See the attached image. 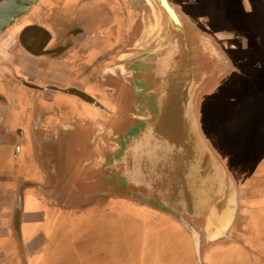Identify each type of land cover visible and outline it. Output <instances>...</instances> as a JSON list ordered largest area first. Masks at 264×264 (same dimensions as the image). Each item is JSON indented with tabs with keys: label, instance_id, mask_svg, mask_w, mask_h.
Here are the masks:
<instances>
[{
	"label": "flooded vegetation",
	"instance_id": "1",
	"mask_svg": "<svg viewBox=\"0 0 264 264\" xmlns=\"http://www.w3.org/2000/svg\"><path fill=\"white\" fill-rule=\"evenodd\" d=\"M261 2L217 0L219 31L216 34L206 30L208 23L204 25L199 16L185 9L190 3L186 0H106L105 4L102 0L42 2L16 27L12 36L23 34L30 41L33 47L24 48L28 54L41 52L37 46L47 41L61 43L68 56L76 54L72 61L74 74L67 77L70 83L58 86L53 81H44L45 86L31 87V79L26 74L17 77L21 86L58 94L59 103L63 104L58 111L65 120L58 127L62 140L56 145L45 139L38 146L40 151L62 157L63 179L53 175L57 185L36 186V189L41 191V188L68 206L98 201L112 208L115 204L116 207L126 204L143 211L159 227L166 225L158 221L157 211L167 214L178 218L194 236L196 232L201 246L203 243L210 246L219 239L223 232L209 229L208 220L223 216L225 208L231 205L232 194H227L225 199L218 188L207 185L201 192H208L212 202L203 214L204 225L197 228V220L188 218L194 213L184 214L183 200L177 201L174 196L175 192H182L189 201L199 192L188 185L183 187L189 175L195 176L190 172L195 167L185 159L181 164L178 162L181 155L190 157L191 154L186 143H183L185 147L178 143L189 134L181 129L187 122L188 100L194 99L200 122L205 97L230 72L251 80L254 85L264 78V6ZM86 6L91 8L90 12ZM102 9L107 13L104 29L98 25ZM15 52L14 49L16 60ZM42 52L47 53V48ZM14 59L7 68L11 73L21 69L14 64ZM241 72L249 74L240 76ZM55 112L40 110L34 105L31 115L35 120H43ZM174 128L178 129L177 133H172ZM121 145L124 154L117 159ZM69 153L74 156V164L67 161ZM202 169L208 171L209 166ZM201 178L207 180L203 173L196 175V179ZM166 180L174 184L172 190L156 191L155 185ZM186 203L187 209L191 208V202ZM109 209L103 210L108 220ZM101 225L102 228L92 231L80 226L70 236L87 233L96 236L103 231L108 235L107 224ZM57 249L61 253L59 262L63 257L68 258V264L83 262L69 250ZM104 252H96L91 263L104 264ZM35 255L28 253L24 246L16 245L12 250L6 245L0 249V264H29ZM201 255L202 248L196 257L199 264H203ZM42 258L39 264L51 261L50 252L42 254Z\"/></svg>",
	"mask_w": 264,
	"mask_h": 264
},
{
	"label": "crops",
	"instance_id": "2",
	"mask_svg": "<svg viewBox=\"0 0 264 264\" xmlns=\"http://www.w3.org/2000/svg\"><path fill=\"white\" fill-rule=\"evenodd\" d=\"M44 1L45 0H42L37 4L28 15L36 10ZM51 1L58 3V0ZM105 2L106 0H102L103 4H105ZM59 3L61 2L59 1ZM76 4L78 3L76 2ZM62 8L63 10H67L65 7ZM86 9L88 12L91 11L89 10L91 8L87 6ZM105 12L106 10L102 9L100 14V16H102L100 19L101 22H98V25H103L101 26L102 29L106 28L105 24L107 23V13ZM28 15L0 36V247L3 248L6 245L8 246V244L10 246L11 242H13V246H24L28 253L44 254L47 252V247L50 245L52 246V243L48 237L49 235L43 233L40 239L39 235H36L39 223H41V225L44 223L47 225L45 215H47L48 212L41 214L39 210H46L45 208H47L50 213H56L61 218L77 213L81 216H89V219L98 220L102 223L108 220V216L106 211H100L98 213L99 217L95 218L89 215V211L97 206L105 210L107 206L105 202H89L85 204V207H80L78 205L68 206L67 204L60 203L51 198L50 195L41 188V191L36 189V186H48L52 188L53 184L57 185L55 180L52 179V176L55 175L58 178L62 177V157L53 155L50 152L40 151L38 146L45 139L50 143H56V145L62 140L61 133L58 132V127L65 122V120L58 111L62 109L63 104L59 103L60 96L58 94L56 95L47 90H37L21 86L17 81V77L26 74L33 80L29 81L26 78V81H29L30 85H33L31 87H35L36 84L41 87L45 86L46 84L43 83L44 81H46V83H48L47 81H53L58 86L62 85L60 83H70L67 77L74 74L72 61L76 53L72 56H68L66 55V51L63 50V45L60 46L61 43L47 41L43 43L40 42L37 46L42 51L47 48V53L32 51V53L29 52L28 54L24 48L33 47L30 41L25 40L23 34L15 38L12 36L16 27L19 26L23 20H26ZM14 49L16 51V60L13 58ZM13 59L14 64L21 68L17 73H11L10 70H7L9 64L13 62ZM210 104H212L211 100H208L202 107V120L200 121V126L204 139L209 143L218 160H216V168L212 166L211 180L208 179V176L207 180H202V178L201 180L196 179L197 174L201 176L204 170H206L202 169V167L208 165H202L200 167L203 172H198L195 169V186L189 187L190 189H197L199 192L193 194L192 198H190L189 201L191 202V206L189 207L191 208L187 209L188 206L186 204L184 214L194 213L195 217H188L191 220H206L203 214H206V211H208L207 206L210 200L208 202L207 200L209 199V193L206 192L205 194L201 191L205 190L207 185H211L212 189L218 188L225 199L227 198V194H229V196L232 194V198H230L231 205L228 204L225 208L223 216L219 217L218 215L217 221L221 222L226 215L233 214V222L231 226L227 225V229H225V226L221 227V223H219L216 228L218 231L223 232L221 234L222 238H227V236L230 237V242H227L225 239L220 241V237L216 244L208 247L202 252L203 264H213L212 261L219 264L221 262L220 254L224 249H231L233 251L238 249L243 252L247 250L245 245L243 246L244 242L241 240L238 241V237L243 236L242 238L246 242H249L250 238L253 236L252 231L250 234L249 220L254 219H251L254 217V214L250 213V211L257 210L253 207L256 200H261L264 203V173H258L256 176L251 177L249 176L251 175L250 168L242 165L238 167V172L239 174L243 173V175H241L243 177L241 182H244L246 178L245 184L243 185L241 182L236 181L235 173L237 174L238 172H235L231 165L232 162L235 163L234 160L237 158V155L228 152L225 141L226 138L233 141V137L237 136V118L232 115L233 110H230L231 107L226 108L222 107L221 104H216L217 106L215 105L210 108ZM34 105L38 106L40 110L47 112L57 110V112L46 119L35 120L31 115ZM223 113L227 114V117L223 116V119H221ZM31 131L32 134L30 133ZM200 149L203 153L204 149ZM225 157L228 159V166L224 163L225 161L222 163ZM67 159L69 164H74L73 154H67ZM220 164L223 165L228 175L231 176V180L229 179L227 182L228 186L226 191L222 184V176L219 174V168L221 170ZM190 177H193V175ZM248 179L250 183L249 181L247 182ZM253 181H257L258 183H256L255 186H249V184H253ZM184 182H186V180ZM185 184H187V182ZM18 185L22 189H19ZM32 195H34V198ZM29 196L32 197L30 206L36 212L34 214H37L38 217L36 220H29L24 213L25 201L28 200ZM174 196L177 201L186 200L185 194L182 192H175ZM189 201L186 200L188 203ZM262 209L263 213L264 204L262 205ZM227 212L229 213L226 214ZM157 213L160 214L158 221L162 222L163 225L167 227L154 230L153 236L146 234L142 235L146 241L152 242L155 254H153L154 262L152 264H199L195 254L197 249L193 231L184 228L177 220L178 218L171 217L167 214L165 215L158 211ZM96 215L97 214L94 216ZM154 219L156 220V218ZM53 223L55 224V221ZM251 224L253 223L250 221V226ZM263 229L264 223L262 225V230ZM24 234L28 236L27 242ZM196 235L198 234L195 232V236ZM231 237L233 239L232 241ZM105 239H108V235L106 231H103L96 236L90 233L84 236L74 237L68 235L64 241L62 238L56 242L58 243V247L61 246L69 250L76 258L80 256L81 259H83L81 264H92L91 261L94 260L97 253L99 251H104L103 247L105 246L103 245L106 243ZM251 252L253 251L251 250ZM87 253H89L88 257ZM91 253L96 254L91 256ZM253 253L257 257V251ZM213 254L216 258H213ZM261 258H263V255ZM46 264H53V262L49 261ZM58 264H68V258L63 257L62 262L58 261Z\"/></svg>",
	"mask_w": 264,
	"mask_h": 264
},
{
	"label": "rangeland",
	"instance_id": "3",
	"mask_svg": "<svg viewBox=\"0 0 264 264\" xmlns=\"http://www.w3.org/2000/svg\"><path fill=\"white\" fill-rule=\"evenodd\" d=\"M1 1L3 0H0V2ZM186 1L190 3L188 7H186L185 9L190 14L197 17L199 16V19L204 21V25L208 23L207 27L209 28L206 29V26L204 27L206 30L212 32L213 34L218 33L219 28L217 26V21H216L217 0H186ZM259 1L261 2V0ZM263 6H264V0H263ZM197 17H193V18L196 19ZM248 74L249 72L248 73L241 72L240 76H248ZM242 78L243 77L237 76L234 72L232 73L230 72L228 77L224 81H222V83L218 85V87H215L214 89L209 91L208 95L204 99L202 107L207 103L208 100H211L212 103L210 104V108L214 107L216 104L217 105L221 104L222 107H226V108L231 107L230 110H233L232 115L235 116L238 121L237 136L233 137V141L227 138L225 141V146L228 152L237 155L236 156L237 158L234 160L235 163L232 162L231 166L233 167L232 169L235 172L239 171L238 167H241L242 165L247 166L250 168L249 170L251 175L249 176L254 177L258 173L259 174L262 172L264 173V78H262L261 82H259V84L256 85L250 83L251 80H245ZM74 106L75 105H73V107ZM75 114H77V112H75ZM201 116H202V112H201ZM223 116L227 117V114L223 113L221 119H223ZM162 126L163 125H161V127ZM199 126H200V122H199ZM117 127L122 128V125H118ZM181 129L183 132L186 131L184 126H182ZM177 131L178 129L174 128L172 133H177ZM186 139L187 137H184L183 139L180 138L178 145L184 146V144L186 143ZM120 148H122V145ZM182 156L183 155H181V157L178 159V162H180V164L184 159L188 161L189 158H191V157H187L186 155H184L183 157ZM227 160H228L227 157H225L224 160H222V163L225 161L224 163L226 164V166L229 165ZM237 174L235 173L236 181L241 182V180H243V177L241 176L243 175V173L239 174L238 172ZM229 179L231 180V176H229ZM245 179L244 182H241L243 185L245 184ZM248 181L249 179L247 180V182ZM252 183L253 184H249V186L251 187L252 185L255 186V184L258 182L253 181ZM173 187L174 184L170 180L168 181L166 180L162 183H157L155 185V190L163 191L169 188L170 190H172ZM32 197L34 198V195H32ZM32 197L29 196L28 200L25 201L24 213L26 214L29 220H36L38 219L37 214H34L36 212L30 206ZM211 202L212 201H210V203ZM85 204H79L78 206L85 207L86 206ZM263 204H264L263 201L256 200L255 205L253 207L257 210L250 211V213L254 214V217H252L251 219L253 218L254 219L249 220L250 234L251 231L253 233V236L252 238H250L249 242H246L242 238L243 236L238 237L239 239L237 238L238 241L241 240L244 242L243 246L245 245L247 250L243 252L238 249H235L236 251H233L231 249H224L223 252L220 254L221 262L219 264H264V229L262 230V225L264 223V212L262 213ZM116 205L117 204L113 205V208L109 205L107 206L106 209H109L110 207L109 209L110 218L105 223H102L98 220L89 219L88 218L89 216H81L78 215L77 213L70 216H64V218H61L56 213H50L48 209L45 207L44 208L46 210H39L41 214H44V212H48V214L45 215V219H46L45 221L47 225L45 223L42 225L41 223H39V228L37 229L36 235H39V239L43 233H45V235H49L48 237L52 243V246L50 245L49 247H47V251L50 252L51 261L53 262V264H58L59 258L61 256L60 251L58 249L56 250V248L58 247V243L56 242L57 240L63 238L64 241V239L68 235H70V233L73 230H76V228L80 226L84 225L85 227H87L89 230L92 231L95 229L99 230L100 228H102L103 225L101 224H107L105 227L109 232L108 240H106L105 243L106 247H103L105 251L104 264H108V263L109 264H148V263L152 264L154 262V256H153L154 248L152 242L146 241L142 235L146 234L149 236H153L154 230L164 227L162 226L159 227L156 222L148 220L144 212L136 209L135 207L126 204H122L118 207H116ZM100 211L103 210L99 208V206H97L93 208V210L89 211V215L94 218L99 217L98 213ZM95 214L97 215L94 216ZM54 221L55 224L53 223ZM250 221L253 223L251 224V226H250ZM232 222H233V214L231 215L228 223L225 225V229L228 228L227 225L231 226ZM196 225L197 228L202 227V225H204V220H197ZM24 235H25V240L27 242L28 236L26 234ZM224 239L227 242H230V237L227 238L224 237ZM194 240L196 244L195 236H194ZM222 240L223 238H220V241ZM232 240L233 239L231 237V241ZM217 242L218 239H215L210 246H208L206 243H203L202 246L200 244V249L202 248V252H203L208 247H211ZM9 247L12 248V250L16 249V246H13V242H11ZM0 249L2 248L0 247ZM251 250L253 252L257 251L258 253L257 257L254 255L253 252H251ZM6 251H8V249L5 250V252ZM195 254L196 257H198L197 251H195ZM199 254H200V250H199ZM214 254H213V258H216ZM262 255L263 258H261ZM34 258L35 259L29 261V264H39L42 260H44V258H42V254L40 253L36 254ZM212 263L216 264L213 261Z\"/></svg>",
	"mask_w": 264,
	"mask_h": 264
},
{
	"label": "water",
	"instance_id": "4",
	"mask_svg": "<svg viewBox=\"0 0 264 264\" xmlns=\"http://www.w3.org/2000/svg\"><path fill=\"white\" fill-rule=\"evenodd\" d=\"M42 0H3L0 2V36L2 34H4L5 32H7L14 24H16L17 22H19L22 18H24L26 15H28L32 9L41 2ZM188 105V110H187V122L183 125L185 130H187L189 132V134H191V136L189 137V134L187 136L186 139V144L188 147H190L191 149V154L189 155L191 158H189L188 163L190 161V164L194 165L195 169L198 172H203V170L200 169V167L202 165H208V163H210L211 165L209 166V169L207 171L204 170V175L206 176H210V180H211V176H212V169L210 166H214V168H216V160H218L215 156V154L212 151V148L210 147L209 143L206 141V139H204L202 133H201V129L199 126V121H198V117L194 108V99H190L186 102ZM204 149V152L202 153L201 149ZM124 148H121V151L119 154H117L116 158L120 159L123 154H124ZM193 167V168H194ZM221 170L219 168V174L220 176H222V184L224 186V190H227V182L229 180V175L226 171V169L223 167L222 164H220ZM195 169L191 170L190 172H192V174H194L193 171H195ZM191 175L188 176V178L186 179L187 184H185L186 182L183 183V187H185V185L188 187H194L195 186V177H190ZM183 199V197H182ZM195 201V200H194ZM211 201V200H210ZM183 202L185 203L184 206L186 207V200ZM200 215V214H198ZM231 214L226 215V217L220 222L217 220H212L209 219L208 220V228L209 229H216L219 225V223H221V227L225 226L228 221L230 220ZM200 218V217H199ZM207 228V229H208ZM196 238V251H197V255L199 256V250H200V241H199V235L195 236Z\"/></svg>",
	"mask_w": 264,
	"mask_h": 264
}]
</instances>
